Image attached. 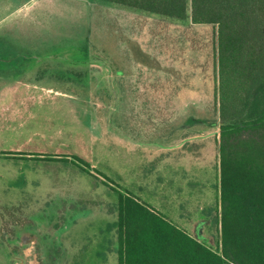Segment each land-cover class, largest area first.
I'll use <instances>...</instances> for the list:
<instances>
[{"label":"rangeland","instance_id":"1","mask_svg":"<svg viewBox=\"0 0 264 264\" xmlns=\"http://www.w3.org/2000/svg\"><path fill=\"white\" fill-rule=\"evenodd\" d=\"M85 7L82 2L40 0L30 10L21 8L14 15L12 26L19 29L14 31L17 38L0 37V69L6 70L4 77H12L13 68H19L4 62L5 56L15 58L16 44L33 42L41 51L50 46L54 51L59 50L60 57L66 60L60 59L58 65L49 58L44 59L40 65L31 66L28 74L43 80L45 86L52 87L53 91L59 88L80 97L72 101L68 97L49 94L52 96L49 99L51 105L45 99V107L33 106L31 115L23 113L21 117L16 116L6 122L8 127H3V136L0 137V208H5L11 201L23 202L31 195H40L53 185L65 187L67 192L75 193L83 202L106 198L113 203L119 194L131 190L174 222H181L180 208L174 198V190L179 187L168 180L172 164L129 153L133 161L124 166L126 146L119 137L105 130L110 127L107 124L118 126L121 131L124 122L150 124L154 120L151 114H135L127 118L125 112L130 108L126 104L127 99L122 97L125 92L121 91L119 81L108 80V70H116L118 79L122 72L134 74L135 91L160 85L161 92L176 91L179 99L183 98V93L203 95L194 97L190 104L193 116L212 118L216 115L215 26L192 24L189 17L179 19L148 12L142 14L137 10H127V15L125 8L112 5L111 13H95L97 19L93 20L89 31L90 15L84 16L87 13ZM43 13L47 18L43 20L41 33L36 34L34 28L41 22ZM45 22L48 25L44 26ZM26 25L33 29H24ZM121 25H125V29ZM134 36L138 37L136 42L124 43L122 40ZM71 46L76 49L72 50ZM127 51L133 52L128 61L139 59L143 65L108 67L82 63L88 59L102 64L121 63L127 61L120 59V55ZM94 71L97 76H94ZM89 74L92 79L93 76L97 79L95 83ZM145 100L152 99L147 97ZM168 117L164 116L165 123ZM5 118L8 119L9 115ZM152 138L146 137V140ZM55 155L61 156L60 160L53 159ZM50 165L59 166V170L51 172ZM13 170L18 174H11ZM31 171L36 175L28 177ZM189 173L194 177L190 190L195 194L204 190L205 182L210 184L207 188L209 193L204 198L211 206L217 197L214 168H198L193 164ZM70 202L71 199H66V203ZM5 213L2 209L0 216ZM6 219L9 221L11 218L7 216ZM3 244L7 247V243H0ZM88 262L93 263V259ZM0 264H10L2 251Z\"/></svg>","mask_w":264,"mask_h":264},{"label":"crops","instance_id":"2","mask_svg":"<svg viewBox=\"0 0 264 264\" xmlns=\"http://www.w3.org/2000/svg\"><path fill=\"white\" fill-rule=\"evenodd\" d=\"M39 1L0 0V37L16 36L14 31L19 29L15 25L12 26L15 21H13L14 15L21 8L26 11L30 10ZM72 1L80 2L82 0ZM83 1L88 3L86 14L90 15L89 31L93 20L97 19L95 13H111L112 5L125 8L124 12L127 15L129 10L131 12L137 10L146 14V11L106 1ZM47 4L49 5L50 2ZM41 17V22L36 24V29L34 28L36 34L41 33L43 20L47 18L44 13L43 16L41 14ZM46 25H48L47 22L44 23V26ZM30 26L26 25L24 29H33ZM121 28L125 29V25H121ZM122 40L124 43L136 42L138 37H129L126 41L122 38ZM22 44L27 48L25 42L19 43V45ZM16 46L18 47L17 44ZM15 50L17 51V48ZM38 52H41L39 47ZM132 53V51H127L125 55H120V59L127 61L108 62L103 65L108 67L110 65L142 66L139 59L128 61V57L131 58ZM4 62L6 65L19 68L18 70L13 68L12 77H4L6 70L0 69V137L3 136L1 133L3 127H8L9 123L6 122L12 120L13 117H21L23 113L31 115L29 113L33 106L40 105L43 108L47 105L44 102L45 99H48L47 103L51 105L52 102H49V99L52 96L49 97V94L56 95V97H68L72 101H75L74 98H80L77 96L78 94L66 93L59 88L53 91L52 87L45 86L43 80L28 74L32 65L36 66L41 62L36 64L27 60L17 61L16 58L13 59V56H5ZM52 62L57 61L54 59ZM100 63L102 64V62ZM74 64L81 65L82 63ZM89 65L97 66V60ZM108 72H110L108 80L110 82L120 81L121 91L125 92H122L124 95L122 97L127 99L126 104L130 108L125 112L127 118L135 114H151L154 115V120L150 124L134 121L124 122L120 127L121 131L118 126L107 124L111 128L108 127L105 130L107 129L108 134L119 137L126 146L127 154L123 158L124 166L133 161V157L129 156V153H137L143 157L149 156L150 160L168 161L172 164L171 177L168 180L170 184L179 187L174 190V198L177 199V205L180 208L178 215L181 222H174L131 190L127 191L140 202H144L150 209L162 213L175 225L187 230L200 241L212 248H218L220 243L219 127L217 124L209 125V117L193 116V106L190 105L193 103L194 97L203 95L183 93V98L179 99L176 91L161 92L160 87L162 86L160 85H154L147 90L140 88L135 91L136 76L134 74L122 72L118 79L116 70L109 69ZM215 87L216 79L214 97ZM147 97L152 100L146 101ZM5 115H9V118H5ZM165 115L169 116L167 123L163 121ZM161 130L163 133L160 132ZM151 136L152 140H146V137ZM60 158L59 155L53 156V159L60 160ZM193 164L198 168H214L216 180L214 186L217 197L211 202V206L210 202H205L206 198H204L209 193L207 188L210 184L208 182L204 183V190L197 194L190 190L191 180L194 177L189 172L190 165ZM58 167L57 165L49 166L51 172L58 171ZM13 171L11 174H18L15 170ZM34 172L28 173V177L35 176ZM57 186L45 188L42 194L31 195L23 202L11 201L5 208H0V211L2 209L6 211L0 216V243H7V247L4 244V246L0 245V251L7 255L10 264H15V261H17L16 264H43L39 263L33 246L36 241L44 243L47 248L57 252L56 261L49 264H118V199L113 203L108 202L106 198L83 202L81 197V201L79 197H76L75 193L67 192L65 187ZM95 189L97 191L98 187L96 186ZM66 199H71V202L66 203ZM7 216L11 218L9 221L6 219ZM22 234L27 235L28 241L18 243ZM90 258L93 259V263L88 262Z\"/></svg>","mask_w":264,"mask_h":264},{"label":"trees","instance_id":"3","mask_svg":"<svg viewBox=\"0 0 264 264\" xmlns=\"http://www.w3.org/2000/svg\"><path fill=\"white\" fill-rule=\"evenodd\" d=\"M100 1L216 31V115L208 122L219 127V247L126 190L117 202L118 264H264V0Z\"/></svg>","mask_w":264,"mask_h":264},{"label":"flooded vegetation","instance_id":"4","mask_svg":"<svg viewBox=\"0 0 264 264\" xmlns=\"http://www.w3.org/2000/svg\"><path fill=\"white\" fill-rule=\"evenodd\" d=\"M68 2H70V3H72V4H75L76 2L77 3H80V2H82V3H84L86 6H87V1H80V2H78V1H72V0H69ZM86 9L88 8V7H85ZM87 14H85L84 16H86ZM27 48H29L28 49V52H23L22 53V55L23 56H25V58H23V56L22 55H20V53L18 54V55H16V59H17V61H24V60H27V61H31V62H33V63H40V62H43L44 61V59H47V58H49V59H51V60H56L57 61V64L59 65L60 64V62H61V60L60 59H62V60H64L65 58H62V57H60L61 56V52L58 50V51H54V48H52V47H47L45 50H43V51H41V53H38V47H36V46H34V44H33V42L31 43V44H27ZM72 50L73 49H76V47L75 46H71L70 47ZM45 51H47V53H50V54H47V53H44ZM77 60H80V58L78 57V59ZM76 63H80V62H76ZM82 63H88V64H91V63H94V59L92 60V59H88L86 62H82ZM40 65V64H39ZM32 66H34V65H32ZM50 66V65H49ZM51 66H53V63H52V65ZM97 66H105V65H103V64H101L100 63V61H99V63H98V65ZM95 73V74H94ZM94 73H92V74H94V76H97V74H96V71H94ZM94 76H93V79H92V76L89 74V78H90V80L92 79V81H93V83H95V80H97V79H94ZM98 78V77H97ZM120 82V81H119ZM1 84V83H0ZM112 86V85H111ZM112 89H114L113 88V86H112ZM114 92V91H113ZM91 123H93V126H94V120L92 119V122ZM27 238V235L26 234H22L21 236H20V239H19V241H18V243H20V242H27L28 241V239H26ZM33 246H34V249H35V252L37 253V257H38V260H39V263H43V264H49V263H52L53 261H56V258H57V252L55 251V250H51V249H49V248H47L46 246H45V244L44 243H42V242H40V241H36L34 244H33ZM16 262L17 261H15V264H16Z\"/></svg>","mask_w":264,"mask_h":264}]
</instances>
